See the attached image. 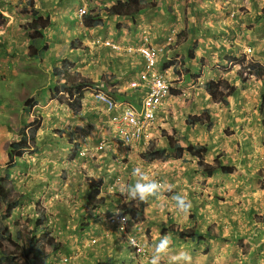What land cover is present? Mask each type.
I'll return each mask as SVG.
<instances>
[{"label": "crops", "instance_id": "obj_1", "mask_svg": "<svg viewBox=\"0 0 264 264\" xmlns=\"http://www.w3.org/2000/svg\"><path fill=\"white\" fill-rule=\"evenodd\" d=\"M35 1L44 27L40 35L31 36V30L21 26L22 3L0 0L5 20L0 24V79L5 85L9 81L5 94L0 93V138L4 136L8 146L21 127H32L37 147L24 152L10 169L26 194L19 215L35 216L39 202L51 217L56 238L62 240L59 232L69 233L64 236L74 240L75 250L85 238V259H91H70L69 264H90L108 255L118 256L122 264H148L153 246L164 235L171 236L172 248L161 264H172L171 256L183 249L191 251L193 264H264V76L243 79L239 71L242 57L264 63V0H142L149 6L134 20L103 10L123 0ZM82 4L88 8L85 17L94 20L86 23L77 15ZM145 36L151 46L162 49L154 69H165L171 86L156 111L149 143L166 146L171 136L183 146L206 145L205 161L218 156L232 164L231 172L205 175L186 151L163 160L144 159L139 156L144 150L140 145L132 161L125 159L127 153L116 135L121 108L130 104L140 109L146 90L141 83L129 85L138 81L145 61L124 47L137 45ZM66 59L69 68L59 72ZM80 79L103 87L120 106L107 109L90 88L84 89L78 104L58 100L55 87ZM209 81L230 86L225 101L208 91ZM26 98L35 101L30 110L23 109ZM191 115L206 116L210 126L191 122ZM102 140L107 147L94 152ZM7 146L6 153L0 152L2 161ZM82 148H88L86 156L79 154ZM137 167L149 179L162 180L173 189H161L159 197L149 198L134 223L132 231L147 230L148 237L146 255L138 261L130 258L113 227L98 236L99 243L92 246L88 240L92 230L104 227L103 217L117 209L119 196L125 197L121 188L136 182L132 171ZM115 182L119 193L109 192L103 205L84 210L96 186L109 191ZM175 195L191 203L187 215L177 210ZM84 217L88 226L82 227ZM177 227L193 228V237L181 238L173 230ZM54 256L48 264H55Z\"/></svg>", "mask_w": 264, "mask_h": 264}, {"label": "clouds", "instance_id": "obj_2", "mask_svg": "<svg viewBox=\"0 0 264 264\" xmlns=\"http://www.w3.org/2000/svg\"><path fill=\"white\" fill-rule=\"evenodd\" d=\"M18 3L19 4L22 3V6H21V8L19 10V15L21 16L22 14H24V15H22V17L25 18V20L21 22L22 28H24V29H26V28L27 29H30L31 30L30 33L32 32L31 36L32 35L37 36L36 31H41V29L44 27V23H43L42 28H38L39 29L38 30L36 28H32L30 26V22L34 19V15L32 13V10H34V11L37 12V14H36L37 21L44 22L43 19H41V20H43V21H41V20H39L40 18L37 17V15H38V9H39L38 4L36 3L35 0H24V1L23 0H18ZM81 6H85L86 7V12L80 15L78 10H79V8ZM81 6L77 10V15L79 17H82V19H83L85 17V15L88 13V8H87V6L85 4H82ZM26 14H29L30 16H27ZM4 22H5L4 17L2 15H0V24H2ZM37 27H39V26H37ZM105 42L106 41H104V45H106ZM108 42H110V41H108ZM141 45L146 46V47H149V48H153V49L157 50L156 59H157L159 53L162 50L160 47L151 46L149 44V37L148 36L143 37V40L140 43H138L137 45H135V46L134 45H127V46H125L124 47V50L126 52H137L139 55H141L139 53V51H137V47H139ZM110 46H112L114 49H117V50L120 49V46L118 44L110 43ZM129 47H132L133 48L132 51H128V48ZM141 57H143V56L141 55ZM143 59L145 61L144 70L139 74L138 81H130L129 82V85L132 86V87H135V86L138 85V83H141L144 86L145 90H146V93H145V96H146L147 93H148V88L145 85V81L143 80V78L141 77V75L145 71H152V72L154 71V72H156V73H158L160 75H163V78L168 82L169 90H168V93L164 97L161 98L160 104L157 106V108L154 111V116H155V118H154L155 121L154 122L155 123L148 130L149 137L146 140L144 138H141V139H135V140L126 141L124 139L123 135L120 132L121 131V127H122V124H121L122 122L120 121V118H121V115H120L119 122H118V125H117V128H116V135H117L118 141H119L118 145L119 146H122L123 149H124V151L127 153L126 154L127 157H125V159H130L131 161L140 152V151L139 152L137 151V147L136 146H139L140 145L144 149L139 154V156L141 158H144L143 156L145 154V151H147L149 148H153V147L154 148L155 147H165V146H159V145L156 146L154 144L151 145L149 143V141H150V138H151V132L153 131L154 127L156 126V117H157V112L156 111H157L158 107L160 105H162L164 99L170 94V92H171V86H170V83H169V81H168V79L166 77V70L163 69L162 71H156L154 69V65H155L156 59H155L154 64L152 65V67L150 69H148V70L146 69V60H145L144 57H143ZM239 62H240V65H241L240 66V69H239L240 76L243 79H246V78L248 79V78H250L252 76H255V75H262V76H264V71H263V73L258 74L255 71V69H254V67L252 65V64H261L262 65L263 63L252 62V61L246 60L245 57H242ZM68 68H69V65H67V68H64L63 65H62V68L59 70V72H66ZM84 81H87V80L84 79ZM92 84H95V83H92V82L85 83V85H86L85 88H90L91 90H93L94 91V97H95V94L96 93L102 92L103 94H105L106 96H108V97L111 98L112 102L114 103V106L110 109V108L107 107V105L103 101H101V100H99L98 98L95 97L99 101L103 102L106 105L107 109L112 110L115 107H117V106L119 107L120 106V103L118 104V102L109 93H107L106 91L102 90V89H104L103 87H102V89H100L97 84H95L94 86H92ZM56 96L58 97V100L65 101L69 105H72L71 103H72V100H73V97L75 96V94L70 97L69 94L66 93L65 91L59 90V92H58V94H56ZM145 96L142 99V103H141L142 107L140 109H137L134 106H131L130 104H124L123 107L124 106L132 107V109H134L136 113L140 114L142 112V110H143V100H144ZM26 99L32 100L31 98H26ZM26 99H24V101ZM33 106L34 105L32 104L31 108ZM123 107L121 108V112H122ZM24 110H26V109H24ZM196 116H199V115H196ZM193 123H196V122H193ZM30 124L31 125L34 124V121H32ZM23 129H24V131L26 133V140L23 141V142H25L27 144V147L24 148V150H23V154H24V152H26V151H28V152L29 151H34L37 147L35 145L34 137L33 138H30V133L33 130L32 127H27V128L21 127L18 130V133H17L18 136L16 137V139L14 141H18L20 139V136H21L20 135V132ZM11 142H13V141H11ZM97 144L98 145L95 147L94 152L95 151L104 150L105 147H107V145H108V143L106 142V140H102V141H100ZM196 145H201V144H196ZM8 146H9V144H8ZM8 146H7V152L9 154ZM88 152H89L88 148H82L81 151L79 152V154L82 155V156H86L88 154ZM170 152H172V153H170ZM173 153L180 154V153H177L176 151H174L173 149H168L167 154L165 156L155 157V158H153V160L154 159L163 160L165 158H168V156H170ZM7 157H8V155H7ZM194 157L196 158V160L198 159L197 156H194ZM20 158H18V159H20ZM217 158H219V157L217 156ZM144 159H148V158H144ZM203 159H204V156H203ZM213 159H212V161H213ZM204 161H205V159H204ZM223 163L224 164H228V165L229 164L232 165L231 163H228V162H225V161H223ZM5 165H3L2 167H4ZM132 175L135 176V177H137L136 182L134 184H132V185H125L123 188H121V194L125 195V197H123V196L120 195L119 196L120 197V202L126 200L127 197L128 198H131L132 200H139V201L145 202V206H144V209H145V207H146V201H148L149 198H157V197H159V195L161 194V189L163 191H169V192H171L173 190L172 188H170L169 185L166 184V182H163L162 180H156L154 178L153 179H149V177L142 171L141 168H138V167L137 168H134L133 171H132ZM8 184H10V187L14 191H19L20 190V192L23 193V191L21 190V188L16 185L15 179L12 177V175H10V180H8V181L5 182V185H7L6 187H8ZM13 187H16V189H14ZM117 189H118V185H116V182L108 187V190L109 191H101L102 189L100 188V186H96V190L98 192L97 197H103V196L106 195L109 198V195H108L109 192L119 193L118 191H115ZM91 193H93V191ZM9 196L12 197V196H14V194L11 192ZM108 198L105 199V200H108ZM24 199H25V196L23 195V197H20V203L15 207V209H13V210L10 211L9 217L5 220L6 225H8V227H9V223L11 222L10 219L12 217H14L15 222H17V224L21 222V225H20L21 227H17V224H16V230L18 228H20V230L22 231V233L23 234H26V231L28 232L30 229H33V223H34L35 219L36 218H41V215H42V212H43L45 214L46 221H44L40 226H37V227H39L38 228L39 235L46 237L47 234H50L51 233V235L54 237V240L55 241H58V242H60L62 244V241H60V239L56 238V236L53 233L54 224H49V219L51 217L49 216V213L47 212V210H45L44 205H41V204H39V202H36L35 205L38 208V213L35 216H33L32 214H28V213L25 214V215H19V212L22 211V210H24V208H23L24 206H22V208H21V205H22L21 203L23 202ZM172 199L176 202V208H177V210L179 212L187 215L188 212L191 209V203L188 200H186V198L183 195H175V196L172 197ZM119 204L120 203L118 202L117 209L114 212L110 213L106 217H103L104 227L101 228L98 231H93L92 230V232L90 234L91 236H89L88 240L90 239L89 242L92 244V246L95 245L96 243H99L98 236L101 233L106 232V230L109 227H113V228H115L116 231H118L120 233L119 235L121 236V238L124 241L123 244L125 245V248H126L127 252L129 251V253H130V258H133V259H135V260L138 261V259L140 257H144L146 255V252H147V247H146V242H145L146 238H148L147 237V230H144L143 233H134V231H132V228L134 226V223H136L137 220L140 219V217H138L136 219V218H134V216L132 217L128 212L127 213H124L119 208ZM27 206H28V204L26 205V207ZM86 207H87V203L85 205V209L84 210L85 211H92L89 207H88V209ZM1 211H2V213H5L6 212V206H3L2 209H1ZM116 215H118L119 217H121V223L122 224L125 223V225L121 229H120V226H119L118 223L111 222L112 216H116ZM124 217L126 218V220H125ZM16 220H19V221H16ZM84 220H85V222L82 223V227L84 225L85 226H88V222L86 223V218L85 217H84ZM23 223H25L26 225L29 224V225H27V227H26L25 230H22V226H23L22 224ZM173 227H174V225L168 227V229L173 228ZM177 228L179 230H181V231H184V235L186 236V238L187 237L188 238H191L194 235L193 230H192L193 228H182V229H180L179 227H177ZM42 229H45V231L42 230ZM130 237L135 238L141 244V247H142V250L141 251H137L136 250V246H134L130 242ZM180 237L181 238H184L183 236H180ZM84 239H82L80 241V244H78V250H75L74 249V245H73V248L70 249V254L69 255H62L60 257L58 255L59 260H58L57 263L69 264L67 262L70 259H77L78 256L81 255V253L85 251L84 250V247H86V246L82 244L84 242ZM88 240H87V242H88ZM42 242H43V250L46 249V248H49V250L51 249L50 251H48V253H47L48 255L44 252L46 254L47 264L49 262V256H50V254H53V255L54 254H59V252L62 251L63 250V247L65 246V245L64 246L62 245V246H59V248L52 249L48 245H45V241L42 240ZM171 248H172V238H171V236L170 235H164V236H162L159 239V241L153 246V253H152L151 257L148 260V264H161V261H162L163 257L169 253V251H170ZM53 251H54V253H53ZM73 255H75L76 258H73ZM114 258H115L116 261L119 260L118 256H115ZM170 259H171L172 264H193V257H192L191 251L188 250V249L180 250L179 252H177L174 255H172ZM100 260H103V259H98V260L97 259H94V262L92 264H97V261H100ZM120 264H122V261H121Z\"/></svg>", "mask_w": 264, "mask_h": 264}, {"label": "trees", "instance_id": "obj_3", "mask_svg": "<svg viewBox=\"0 0 264 264\" xmlns=\"http://www.w3.org/2000/svg\"><path fill=\"white\" fill-rule=\"evenodd\" d=\"M149 6V3H143L142 0H123L117 1L109 7H103V10L108 14L113 15H129L133 20L135 14L139 12L144 7ZM34 15V19L30 22V26L32 28H42L43 22L37 21L36 14L37 12L32 10ZM85 22H90L94 20L92 17H85ZM39 26V27H37ZM39 30V29H38ZM36 34H40V31H36ZM63 63L70 64L68 60H64ZM67 65L65 67H67ZM255 71L260 74L264 71V63L261 64H252ZM64 67V68H65ZM84 79H80L78 82L66 86L63 85L59 87L61 90L65 91L69 94V96H75L72 100V105L78 104L79 99L82 96L84 88L86 87ZM208 91L214 93L222 98L225 101V98L231 91L230 86L225 81H209L206 84ZM55 87L54 93L58 94L59 89ZM33 100L26 99L23 102V109H30ZM35 103V101H33ZM264 105V102H263ZM192 122H197L200 124H205L207 127L210 126L209 119L204 115H192L189 117ZM20 139L18 141H13L9 143L8 150V162L4 167L0 168V264H47L46 254L43 250V241H45V245H48L52 249L59 248L62 246L58 241L54 240V237L50 234H47L46 237L40 236L38 232L37 226H40L44 221H46L45 214L42 212L41 218H36L33 223V229H30L26 234H23L20 229H17L14 233L9 229L8 225H6L5 220L9 217L10 211L15 209V207L20 203V197L25 196V193L19 191H14L10 184L5 185V182L10 180V169L13 168L18 158H20L23 154L24 148L27 147V144L23 141L26 140V133L24 129L20 132ZM34 137V131L30 133V138ZM168 144L165 147H153L149 148L145 151L144 158L153 159L159 156H165L167 154L168 149H173L177 153H181L182 151H186L190 153L192 156H197L198 159L195 162V165L204 172L205 175H212L216 171L221 170L223 172H231L233 170L232 165L224 164L223 161L217 157L213 159L212 162H206L203 159V156L206 154L208 150V146L206 145H196L192 143H187L185 146L182 144H177L172 141L171 136H168ZM16 189V187H13ZM13 193L14 196L10 197V193ZM97 190L94 189L93 193H91L87 200V209L88 207L91 210L99 207L103 203L106 202L105 199L108 197L105 195L103 197H97ZM127 197V196H126ZM119 208L124 213H129L132 217L138 218L142 217L143 210L145 206V202L139 200H132L128 198L122 202L118 201ZM3 206H6V212L2 213L1 209ZM17 224L16 222L14 223ZM42 228V227H41ZM45 231V229H42ZM173 230L177 231L180 236L184 235V231L179 230L178 228H174ZM43 238V239H42ZM120 260H115L113 255L106 256L103 260L97 261V264H120Z\"/></svg>", "mask_w": 264, "mask_h": 264}, {"label": "built area", "instance_id": "obj_4", "mask_svg": "<svg viewBox=\"0 0 264 264\" xmlns=\"http://www.w3.org/2000/svg\"><path fill=\"white\" fill-rule=\"evenodd\" d=\"M78 11L81 15L86 12V7L81 6ZM105 44L110 45V42L106 41ZM132 49V47H129L128 51H132ZM137 51H139V53L145 58L146 69H150L155 62L157 50L141 45L137 47ZM141 77L145 81V85L148 88V93L143 100L142 112L138 114L134 109H132V107L128 106H124L121 112L120 121L122 122V127L120 132L126 141L141 138L146 140L149 137L148 130L155 123L154 111L160 104L161 98L164 97L169 90L168 82L163 78V75L154 71H145ZM95 97L103 101L110 109L114 106L111 98L102 92L96 93ZM111 222L118 223L120 229L125 225V223H121V217L118 215L112 216ZM130 242L136 246L137 251L142 250L141 244L135 238L130 237Z\"/></svg>", "mask_w": 264, "mask_h": 264}, {"label": "rangeland", "instance_id": "obj_5", "mask_svg": "<svg viewBox=\"0 0 264 264\" xmlns=\"http://www.w3.org/2000/svg\"><path fill=\"white\" fill-rule=\"evenodd\" d=\"M24 1V0H23ZM73 1V0H72ZM66 3H68V2H66ZM66 3H63V5H65ZM14 5H15V3H13ZM46 4V3H45ZM48 4V3H47ZM46 4V5H47ZM112 5V4H111ZM104 12V11H103ZM70 13H71V11H70ZM8 81V80H7ZM9 82V81H8ZM8 82H7V86H8ZM5 80H1L0 79V93L1 94H5ZM2 103H1V100H0V113H1V109L3 108V106L1 105ZM16 105H18V103H16ZM3 133V132H2ZM14 132L13 131H10L9 132V136L11 137V138H14L15 136H14ZM4 136H2L1 138H0V152L2 153V152H5L6 153V151H5V147L7 146L6 144H4V138H3ZM1 141H2V143H1ZM3 154V153H2ZM6 155V154H5ZM4 157V156H3ZM7 162H8V157H7V155L5 156V159H3V161L1 160V157H0V163H2V165H5V164H7ZM4 211V210H3ZM10 223H9V228L11 229V231L14 233L15 231H16V225L14 224L15 223V219H14V217H12L11 219H10ZM16 221H19V220H16ZM17 223V222H16ZM21 225V222L20 223H18L17 224V227H21L20 226ZM23 226H22V230H25L26 229V227H27V225H29V224H25V223H23L22 224ZM18 229H20V228H18ZM60 233V235H61V237H62V240H60V241H62V243H63V246L65 245L67 248L66 249H63L62 251H60L59 253V257L60 256H62L63 254H65V255H69L70 254V249H72L73 248V245H74V240H71V239H69V237L67 238L66 236H69V233H66V234H63L62 232H59ZM64 235H66V236H64ZM65 243V244H64ZM104 244L106 243V242H103ZM51 250V249H50ZM49 250V248H46V249H44V252L47 254L48 253V251H50ZM97 251V250H96ZM84 253L85 252H82L81 253V255H79L78 256V258H77V261H80V262H82L83 261V259L84 260H86V261H89V259H91V257H89V258H86L85 259V255H84ZM104 253V249H102L101 250V254H103ZM48 255V254H47ZM98 255V254H97ZM52 256H53V254H50V258H49V261L52 259ZM59 257H58V254H55V256H54V262H55V264H62V263H57L58 262V260H59ZM73 258H76V256L75 255H73ZM83 258V259H82ZM97 258H100V256L98 255L97 256ZM93 261H94V259H92ZM90 264H92V262H90Z\"/></svg>", "mask_w": 264, "mask_h": 264}]
</instances>
